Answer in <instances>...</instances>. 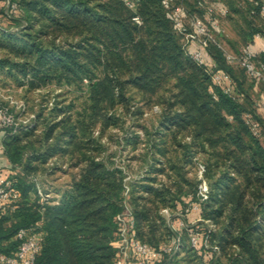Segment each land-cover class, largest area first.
Instances as JSON below:
<instances>
[{
    "label": "trees",
    "instance_id": "16d2710c",
    "mask_svg": "<svg viewBox=\"0 0 264 264\" xmlns=\"http://www.w3.org/2000/svg\"><path fill=\"white\" fill-rule=\"evenodd\" d=\"M129 1L133 8L125 0H11L17 10L0 6V49L6 51L0 74L29 90L55 84L74 86L83 94L78 108L57 100L47 115L39 111L33 128H6L3 148L14 170L8 177L20 199L14 209L0 213V253L17 249L19 228L41 222L36 230L43 232V241L33 264H114L115 219L125 210L127 186L123 170L101 158L100 136L119 125V105L128 107L142 95L146 103L157 97L162 105L148 147L155 156L180 151L177 161L182 164L176 161L171 167L188 188L181 184L173 190L147 178L132 190L130 209L138 237L155 247L170 241L176 232L159 211L172 206L184 213L185 196L191 208L183 219L188 225L197 218L211 220L215 230L206 234L220 249L219 254L205 249V235L196 249L181 238L179 249L156 264H179L185 259L181 252L200 258V264H214L221 255L227 264H264L263 118L244 106L246 92L227 64L234 62L217 41L209 42L199 64L192 47L181 44L162 0ZM262 5L259 1L250 10L252 17L263 13ZM3 21L21 27L13 30ZM249 24L250 38L264 35L263 26ZM255 54V62L264 65V51ZM218 71L230 75L229 92L213 81ZM166 91L168 97L162 96ZM42 118V135L36 138ZM251 121L258 124V135L251 131ZM125 140L137 143L136 137ZM57 154L71 155L81 168L58 198L42 202L30 177ZM198 154L205 155L206 197L198 194L199 181L186 179L183 171L196 165ZM159 165L154 170L164 172L165 162ZM193 210L195 217H189ZM194 227L185 229L187 239Z\"/></svg>",
    "mask_w": 264,
    "mask_h": 264
},
{
    "label": "rangeland",
    "instance_id": "374dc122",
    "mask_svg": "<svg viewBox=\"0 0 264 264\" xmlns=\"http://www.w3.org/2000/svg\"><path fill=\"white\" fill-rule=\"evenodd\" d=\"M259 1L264 4V0H171L170 6H165V8L171 10L172 5H182L185 10L183 26L180 29H176V34L181 44L186 45L188 48L199 44V38L193 32L192 19L200 17L211 28L212 39L217 41L225 52L238 54L248 45L247 42L250 43L254 52H261L264 47L260 46V43L255 40L256 36L253 39L249 35L251 31L250 21H253L258 28L264 27V12L253 17L250 14V10ZM3 4L4 2L0 0V6ZM208 6H212L214 10L212 15L207 12L206 8ZM221 8L226 9L224 15L219 11ZM206 16L209 18V23L205 18ZM213 20L218 24L216 28L211 25ZM136 21L141 23L139 18ZM3 22L7 27L12 26L11 29L13 30L21 27V25ZM260 37L264 43V35H260ZM5 54L6 51L0 49V57ZM227 64L231 67L233 76L241 83L242 88L246 92L247 97L243 101L244 106L251 110L259 119L263 118L262 120L264 121V111L260 109V102L264 96V80L252 78L238 64L228 62ZM161 94L164 97H168V91ZM161 94L158 96H161ZM79 95L83 94L74 86L60 87L55 84L29 90L28 86L19 85L10 76L0 74V106L8 108L14 114L16 126L20 129L33 128L39 111L43 110V116L47 115L49 109L57 100H63V104L74 102L78 108V105L83 100L78 98ZM161 109L162 105L157 102V97H152L151 101L146 103L142 95H136L135 101H132L128 107L118 106L119 125L106 128L100 136L103 146L101 158L123 170L127 186L125 202H127L126 204L129 208L131 205L130 192L137 189L141 184L147 183V178H156L155 185H166L173 190H176L178 185L182 186L181 184H184L183 188L185 190L188 188L184 180L175 177L174 169L171 167L179 160L180 151L171 150L166 156H155L153 154L154 151L148 147L149 140L152 139V130L159 122ZM37 123L36 138H39L45 125L43 118ZM94 135L99 136V131L96 130ZM126 137H136V145L134 146L127 142L125 140ZM261 140L264 144V137ZM204 158L205 155L198 154L196 157L194 156L193 160L196 165H186L183 167V171L186 179L199 181L198 194L206 197L209 181L204 174ZM74 160L69 154L64 156L57 154L46 164L42 165L30 178H33L37 188L42 193H48L49 198H58L59 194L67 188L80 171L81 164L76 165ZM162 162H165L166 170L158 173L154 168H159V164ZM177 162L179 165L182 164V162ZM184 200L186 203L188 202L184 213L172 206L162 208L159 213L164 217L167 226L174 232H180L181 238L189 246L190 240L186 237L185 229L180 230L178 228L179 223L177 224L179 217L183 218L186 213L190 212L191 202L185 196ZM197 209L198 207L195 208V210ZM205 224L208 225L207 223ZM218 226L220 230V225ZM164 238L167 239V236H164ZM165 239L163 242L166 241ZM179 257H185L179 264L201 263L200 258L195 259L194 256H189L186 252H181ZM214 264H227V258L221 255Z\"/></svg>",
    "mask_w": 264,
    "mask_h": 264
},
{
    "label": "built area",
    "instance_id": "2783aa9c",
    "mask_svg": "<svg viewBox=\"0 0 264 264\" xmlns=\"http://www.w3.org/2000/svg\"><path fill=\"white\" fill-rule=\"evenodd\" d=\"M125 1L130 7H134L133 1ZM3 2L9 9L17 10L18 8L17 4L12 3L11 0H4ZM170 2L171 0H162V3L166 7L170 6ZM206 9L209 15L213 14L214 10L212 6H208ZM219 11L223 15L226 13V9L223 8ZM262 12H264V4L262 5ZM171 15L174 20L175 28L180 29L183 26V18L185 15L183 6L172 5ZM134 19L138 20V17ZM211 25L213 28H216L218 24L213 20ZM192 28L197 38H199V44L191 48L192 56L199 64H202L205 61L204 56L209 42L214 41L211 36V28L200 17H194L192 19ZM256 37H260V35L257 34ZM262 51H264V48ZM255 56L256 54L250 46L244 48L243 55L241 56L226 52L228 61L239 64L252 78L264 80V65L262 63H256L254 60ZM213 81L216 84H224L226 92L231 90V77L227 72H216L213 75ZM260 109L264 111V96L260 102ZM249 124L253 134L258 135L260 131L258 124L253 121L249 122ZM15 125L16 118L14 114L8 108L0 106V128L5 132L6 128ZM37 189L42 202L50 197L48 193L44 194L39 188ZM19 199L20 191L16 188L14 179L8 176L0 177V213H5L14 209ZM194 208H197V205H194ZM115 220L118 227L116 233L117 237L112 241V245L117 249L114 264H156L160 262L165 255L175 252L180 247V232H176L170 241L164 242L158 247L152 246L141 240L136 232V222L133 213L126 202L125 210L118 214ZM179 220L178 228L180 230L195 225V231L189 235L192 248L196 249L200 245V237L205 235L203 242L205 249H210L211 253L219 254V246L215 243L211 244L206 234L215 230V224L211 220L197 218L191 225H188L183 218L179 217ZM199 222H204V224L207 223L209 226L206 224V226L198 224ZM40 224L41 222H37L35 228H19L15 235V239L19 241L17 249L12 254L0 253V264H33L36 256L41 250L43 241V232L36 230V228L40 227Z\"/></svg>",
    "mask_w": 264,
    "mask_h": 264
},
{
    "label": "crops",
    "instance_id": "0c3cea01",
    "mask_svg": "<svg viewBox=\"0 0 264 264\" xmlns=\"http://www.w3.org/2000/svg\"><path fill=\"white\" fill-rule=\"evenodd\" d=\"M255 40L260 43V46L261 45L264 46V43L262 42L263 39L261 37H256ZM263 48L261 50H263ZM4 136H5V132L3 131L2 128H0V177L10 176L14 174V170H12L11 163L9 162L7 156L4 153V148H3ZM194 210L191 214H189V217H195L193 216L194 213H196ZM179 222L180 220L178 219L177 224Z\"/></svg>",
    "mask_w": 264,
    "mask_h": 264
}]
</instances>
